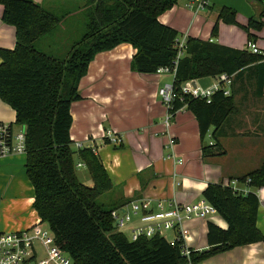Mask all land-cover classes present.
Segmentation results:
<instances>
[{
    "label": "trees",
    "instance_id": "obj_1",
    "mask_svg": "<svg viewBox=\"0 0 264 264\" xmlns=\"http://www.w3.org/2000/svg\"><path fill=\"white\" fill-rule=\"evenodd\" d=\"M89 11L87 30L75 42L66 58H59L37 48V41L50 34L59 17L53 10L33 0H0L2 19L16 28L13 49L0 47V99L16 111L15 124L26 127V174L35 189L33 207L46 222L59 247L69 253L75 264H199L216 254L238 246L264 243L258 227L260 199L256 192L264 186L262 165L240 182L250 179L254 190L241 192L228 183H209L202 195L214 205L228 227L208 222V248L184 254L183 240L172 245L160 235L130 240L115 230L112 210L98 203V198L113 188L112 180L92 146L73 149L71 106L83 98L79 85L90 63L103 51L122 43L136 48L132 70L156 73L161 67H174L179 55V32L159 20L177 0H96ZM264 6L246 25L249 40L256 36L250 30L264 28ZM218 20L239 24L237 11L222 6ZM218 34V22L212 37ZM249 68L255 74L257 94H264V53H252L214 40L188 37L184 52L178 58L173 80L175 100L172 113L186 107L199 126L204 156L225 154L216 141H205L211 128L213 136L234 113L235 99L219 91L211 103L182 90L192 79L236 75ZM109 142L108 138H105ZM123 143H120L122 146ZM89 170L93 185L83 183L77 173L75 155Z\"/></svg>",
    "mask_w": 264,
    "mask_h": 264
},
{
    "label": "crops",
    "instance_id": "obj_2",
    "mask_svg": "<svg viewBox=\"0 0 264 264\" xmlns=\"http://www.w3.org/2000/svg\"><path fill=\"white\" fill-rule=\"evenodd\" d=\"M33 1L56 12L60 11L58 4L81 0ZM190 4L191 0H177L159 16L162 23L178 30L180 42L195 37L245 49L249 37L241 25L258 15L264 0H209L199 11ZM222 6L237 11L239 24L218 20ZM3 9L0 4V47L13 49L16 28L3 21ZM217 22L218 34L213 38ZM250 32L256 36L255 42L264 53V41H261L264 28ZM135 53L136 48L129 43L98 53L102 54V64L98 60L94 72L81 79L79 90L83 98L71 106L73 145L76 149L78 143L92 146L101 157L113 183L111 190L121 187L114 205L127 206L137 200H150L153 204L160 200L196 202L203 199L202 193L209 183L237 181L236 187L241 192L254 190L239 179L258 169L264 159V94H257L255 74L246 68L233 75L231 90L236 109L224 122L217 138L213 136V128L207 135L209 144L218 141L225 154L204 156L198 121L191 111L184 107L173 115L169 126L165 124L168 110L158 91L165 83L173 82L174 73L132 70ZM116 99L120 108L116 107L117 113L109 109ZM83 100L88 103L82 106ZM74 104L78 105L74 107ZM0 121H16V111L1 99ZM109 132L121 139L122 146L111 141ZM171 137L176 141L174 146L169 144ZM25 162L26 153L0 157V232L23 230L38 221L49 227L33 207L35 189L26 174ZM77 166L86 167L80 160ZM256 192L260 199L257 224L264 233V186ZM209 221L228 227L217 212L207 218L187 220L185 241L189 248H208ZM199 264H264V243L238 246Z\"/></svg>",
    "mask_w": 264,
    "mask_h": 264
},
{
    "label": "built area",
    "instance_id": "obj_3",
    "mask_svg": "<svg viewBox=\"0 0 264 264\" xmlns=\"http://www.w3.org/2000/svg\"><path fill=\"white\" fill-rule=\"evenodd\" d=\"M208 4L209 0H191L190 6H195V9L199 11ZM186 42L187 40L179 41L178 58L183 54ZM247 49L252 53H263L257 43L252 40L248 41ZM178 58L174 61V67H161L157 73L169 72L175 75ZM215 78L216 81L207 87H201L197 79L186 81L182 85V90L194 97L206 99L207 103H211L212 96L219 91L229 96L232 91L233 76L223 73ZM158 95L167 107L165 124L169 126L174 115L171 109H173L176 97L173 82L165 83L159 89ZM15 125V123L0 121V157L13 153H26V127L16 129ZM108 135L112 142L121 143V139L111 132ZM175 143V139L171 137L170 146H174ZM83 146L82 143L77 144V148ZM246 182L249 183L250 179H247ZM226 183L240 191L236 187L237 181ZM215 212L217 211L214 205L204 198L191 203L160 200L153 204L150 200H137L127 206H120L112 210L111 216L115 230L119 232H123L127 222L132 221L134 216L138 217L139 224L131 230L130 240H137L141 236L151 238L156 235L166 237L172 245L183 240L184 254L189 256L191 248L186 245L185 237L188 230L184 223L190 219L207 218ZM167 233H171L172 237L168 238ZM32 260H38L39 264H75L69 253L63 251L56 243L51 229L43 226L40 221L23 230L0 232V264H27Z\"/></svg>",
    "mask_w": 264,
    "mask_h": 264
},
{
    "label": "rangeland",
    "instance_id": "obj_4",
    "mask_svg": "<svg viewBox=\"0 0 264 264\" xmlns=\"http://www.w3.org/2000/svg\"><path fill=\"white\" fill-rule=\"evenodd\" d=\"M97 5L96 0H81L78 2H66L58 4L57 8H60V11H56V15L59 17V22L56 24L55 29L45 36H43L41 39L37 41V48L48 52L49 54H52L59 58H66L69 55V51L72 47V45L79 41L83 34L87 30V22L89 20V11L94 8ZM180 36V35H179ZM261 41H264L262 39ZM114 49V48H113ZM112 50V49H111ZM110 51V50H107ZM104 51V52H107ZM92 60V69L86 74L93 73L95 70V67L97 66V61L99 60V64H102V54H98L95 56ZM108 65V63H104L103 65ZM96 73V72H95ZM167 76V75H166ZM171 76H168V79ZM216 81V78L213 76H208L204 78L198 79V84L201 87H207L210 84L214 83ZM83 103H88L87 100H83ZM119 102L116 99L113 103V105L109 108L112 112L117 113V110L120 109L118 106ZM78 104H74V107H76ZM117 107V110H116ZM16 129H21L23 126L16 124ZM205 141L208 142V136L205 138ZM73 149L77 150L75 146L73 145ZM76 163H78L79 159L77 154L75 155ZM77 173L80 178V180L87 184V185H93L92 177L89 173V170L87 167H78L77 166ZM121 194V187L117 189L110 190L109 192H106L102 194L98 198V203L102 204L104 207L110 208L111 206H114V202H116L119 199V196ZM139 219L137 216L133 217L132 221L127 222L126 226L123 228V232L127 235V237H131V230L139 224ZM47 227V226H46ZM167 237L171 238V233H167ZM27 264H39L38 260H32L29 261Z\"/></svg>",
    "mask_w": 264,
    "mask_h": 264
},
{
    "label": "water",
    "instance_id": "obj_5",
    "mask_svg": "<svg viewBox=\"0 0 264 264\" xmlns=\"http://www.w3.org/2000/svg\"><path fill=\"white\" fill-rule=\"evenodd\" d=\"M194 85H195V81H194Z\"/></svg>",
    "mask_w": 264,
    "mask_h": 264
}]
</instances>
